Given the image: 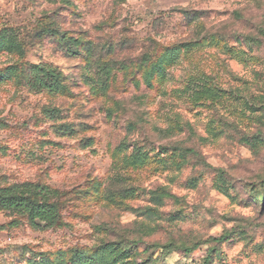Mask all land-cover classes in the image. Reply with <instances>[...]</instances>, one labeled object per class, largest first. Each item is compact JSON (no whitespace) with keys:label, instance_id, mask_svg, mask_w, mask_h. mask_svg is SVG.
I'll return each instance as SVG.
<instances>
[{"label":"clouds","instance_id":"obj_1","mask_svg":"<svg viewBox=\"0 0 264 264\" xmlns=\"http://www.w3.org/2000/svg\"><path fill=\"white\" fill-rule=\"evenodd\" d=\"M259 4L264 13V0H259ZM197 6L193 0L176 5L168 0H0V96L4 97L6 107L13 108L14 115L9 122H14L18 111L39 114L45 102L60 106L64 88L79 96L72 108L73 118L76 113L98 109L103 101L91 96L89 90L99 89L111 68L113 77L119 79L111 84L107 97L120 105V111L112 119L120 118L121 123L134 121L139 126L133 135L120 133L119 136L133 142L134 147L146 145L145 151L155 158V153L160 152L158 145L170 144V140L164 133L152 131L160 123L155 115L141 122L144 109L137 97L145 92L143 73L137 77L141 79L138 93L136 81L131 80L134 73L121 69H132L133 65L142 63L136 57H152L164 41L181 39L183 34L193 32L195 20L189 26L184 13L168 9ZM126 80L129 82L125 86ZM154 96L155 93H147L145 106ZM13 97L24 103L21 105L13 99L9 104ZM85 97L94 103H87ZM106 118V113L97 111L95 120L89 122ZM36 123L31 121L29 128ZM52 123L39 121L36 132L47 129V138L56 139ZM244 131L251 135L252 131H264V128L257 126ZM229 132L236 137L243 135L235 129ZM104 133L101 128L99 135ZM6 135L0 133V136ZM7 142L15 149L7 156L0 153L3 172L10 174L7 184L17 185L14 191L32 196L39 204L18 201L17 211L0 212L6 225L0 228V264H68L73 255L71 249L76 245H79V258L71 264H104L109 250L101 245L108 241H123L121 247H131L133 252L129 255L134 254L135 264L145 261L147 264H204L207 249L217 247L216 239L212 238L219 237L229 227L224 216L237 218L235 228L231 238L219 245L223 251L219 259L213 257V264H252L253 251H264V204L257 203L256 198L249 199L250 187L244 183L251 181L264 194V187L260 186L264 181V144L241 146L234 140L227 141L224 147L230 149L231 157H225L228 163L223 167L211 164L202 151L204 146L196 145L197 154L179 171L172 168L171 172H164L163 166L160 167L161 173L174 175L178 183L189 176L194 178L192 185L180 187L182 192L185 188L189 191L184 192L179 204L175 198L165 201L163 206L146 203L150 202V194L144 193L133 212L124 205L110 208L106 203L110 190L120 187L111 182L118 169L108 174L102 187L82 194L78 205L51 207L60 199L53 191L58 187L57 167L54 165L35 177L38 184H25L32 177H26L24 170L44 169L47 164L43 160L52 163L55 157H49V153L55 150L51 147L40 150L21 140ZM152 148L155 152L150 151ZM132 151L130 148L128 154ZM29 152H34L35 157L29 156ZM97 174L104 176L103 171ZM225 184L229 185L228 195L222 196ZM142 203L144 207H139ZM148 206L158 207L157 212L146 213ZM177 208L182 209L179 215L167 214ZM8 220L19 223L7 225ZM143 225H148L151 231H144ZM245 230L247 238H243Z\"/></svg>","mask_w":264,"mask_h":264},{"label":"rangeland","instance_id":"obj_2","mask_svg":"<svg viewBox=\"0 0 264 264\" xmlns=\"http://www.w3.org/2000/svg\"><path fill=\"white\" fill-rule=\"evenodd\" d=\"M187 2L188 0H168L172 5ZM193 2L199 6L168 9L184 13L189 26L195 20L196 27L193 32L183 34L181 39L164 41L152 57H136L135 59L142 63L133 65L132 69H121L134 73L131 80L136 81V92L140 93L141 79L145 86V92L137 97L144 109L141 122H147L145 117L151 118L155 115L160 123L152 131L164 133L170 144L158 145L160 152H156L153 158L149 151H145L146 145L134 147L133 142L120 138V133L125 136L133 135L139 126L134 121L121 123L120 118L112 119L120 111V105L107 97L111 84L119 79L118 76L113 77L111 68L105 73L101 87L89 90L91 96L103 101L99 108L76 113L75 118L72 108L76 106L79 96L67 88L61 91L63 99L60 106L45 102L39 114L28 115L18 111L12 123L9 118L14 115L13 108L6 107L4 97L0 96V133L7 134L0 136V153L7 156L15 151L7 142L9 139L38 146L40 150L46 147L55 150L49 153V157H55L52 163L43 160L47 164L44 169L25 168V176L32 177L26 179L25 184H38L39 181L35 177L55 165L59 175L55 177L58 187L54 190L58 192L60 199L54 204L65 208L70 204L78 205V198L82 194L102 187L108 174L118 169L117 175L111 177V182L120 187L110 190L111 195L106 203L110 208L124 205L128 210L136 212L137 201L144 193L150 194V202L146 203L163 206L165 201L175 198L179 204L184 192L189 191L185 188L182 192L180 187L192 185L194 178L189 176L178 183L174 175L161 173L160 167L163 166L164 172H171L172 168L179 171L188 163L190 157L197 154L194 150L196 145L204 146L202 151L211 164L223 167L228 163L225 157H231L230 149L224 147L227 141L234 140L235 144L241 146L264 144V131H252L251 135L244 131H251L257 126L264 128V13L260 10L259 0ZM177 49L181 51H173ZM169 69L173 71L169 72ZM141 73L143 75L138 79ZM128 82L125 81V86ZM147 93H155V96L145 106ZM13 99L19 100L21 105L24 103L18 97H13L8 103L11 104ZM85 99L87 103H94L88 97ZM97 111L106 113V120L90 123L89 121L95 120ZM33 120L38 123L30 129L29 124ZM41 120L53 122L51 127L55 129L56 139L47 138V129L36 132ZM101 128L105 130L104 135H99ZM109 129L111 131H108ZM231 129L243 135L236 137L229 132ZM196 137L198 139L193 144ZM130 148L133 151L128 154ZM188 149L194 153L186 152ZM150 151L155 152V148ZM249 151H252L251 147ZM29 156L35 157V153L29 152ZM101 171L104 176L97 174ZM9 178L10 174L3 172V165L0 164V181L3 182L0 189L17 186H9ZM149 180L151 183H148ZM244 183L250 187L249 199L256 198L257 203L264 204V194L256 190L257 186L251 181ZM260 186L264 187V181L260 182ZM228 187L229 185H224L222 196L228 195ZM228 199L232 198L228 196ZM139 207H144V203ZM157 210L158 207H145L146 213L154 214ZM5 211L11 212L0 206V212ZM181 212L182 209L177 208L175 212L167 214L176 216ZM223 219L229 227L226 231H221L219 237L212 239L224 236L227 241L233 235L234 221L237 218L224 216ZM3 220L0 216V228L6 226ZM18 223V220L7 221V225ZM86 227L87 225H84L85 229ZM142 228L146 232L151 231L148 225H143ZM243 238H247L246 230L243 232ZM123 243L108 241L101 245L109 250L105 253L108 263L135 264L134 254L129 255L133 249L121 247ZM223 243L217 242V247L207 249L205 260L210 258L208 262L204 260V264H213L214 256L219 259L223 251L219 245ZM71 251L73 255L68 264H71L75 252L79 251V245ZM251 260L252 264H264V251L254 250Z\"/></svg>","mask_w":264,"mask_h":264},{"label":"trees","instance_id":"obj_3","mask_svg":"<svg viewBox=\"0 0 264 264\" xmlns=\"http://www.w3.org/2000/svg\"><path fill=\"white\" fill-rule=\"evenodd\" d=\"M186 152L194 153V151L191 149H188ZM16 188H17V186L6 187V188L0 189V206L3 209L11 211V212L17 211L20 207V205L17 202L23 201V200H28L32 204H37V205L39 204V201L37 199H33L32 196H25L23 193H19L17 191H14V189H16ZM53 191L58 197L59 196L58 192L55 190H53ZM51 207H57V206L53 203L51 205ZM225 239H226V237L223 236L219 239H216V241L222 243L225 241ZM185 251L190 253L192 251V249H185ZM78 258L79 257H78V251H77V252H75L74 257L72 258V261H75ZM209 258L210 257H207L205 262H208ZM104 264H110V263H108L106 260H104ZM144 264H147V261H145Z\"/></svg>","mask_w":264,"mask_h":264}]
</instances>
